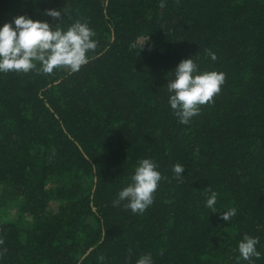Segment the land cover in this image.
Instances as JSON below:
<instances>
[{
    "label": "trees",
    "instance_id": "obj_1",
    "mask_svg": "<svg viewBox=\"0 0 264 264\" xmlns=\"http://www.w3.org/2000/svg\"><path fill=\"white\" fill-rule=\"evenodd\" d=\"M160 2L0 0V28L81 20L98 41L76 73H0V189L14 209L4 222L0 205V264H264V0ZM188 58L226 81L181 124L167 84ZM145 158L165 177L152 205L114 207ZM245 235L259 259L240 257Z\"/></svg>",
    "mask_w": 264,
    "mask_h": 264
},
{
    "label": "clouds",
    "instance_id": "obj_2",
    "mask_svg": "<svg viewBox=\"0 0 264 264\" xmlns=\"http://www.w3.org/2000/svg\"><path fill=\"white\" fill-rule=\"evenodd\" d=\"M165 6L164 0H161L159 7ZM45 14L58 21L62 20L61 10L47 9ZM95 36L96 33L87 21L77 20L64 30L58 23L53 28L47 21L33 20L27 15L17 16L13 22L4 23L0 28V73L26 74L42 71L44 74H52L54 70L64 68L76 73L90 59L95 58L94 55H89L95 53L98 47V41L93 39ZM206 51L212 60H216L214 53ZM174 73V79L167 84L169 93H173L168 102L179 122L188 124L191 118L200 114V106L214 103V97L220 93L221 86L226 81V74L216 71L200 72L192 58L182 60ZM157 169L158 165L153 159L139 160L131 183L119 191L113 206L118 207L122 201H127L124 207L131 209L134 214L145 212L153 203L159 182L165 178ZM184 169L185 166L180 163L173 166V172L181 182ZM207 191L210 196L206 206L212 208L217 203L218 193L211 187ZM235 215L236 209L232 208L223 212L221 218L228 222ZM3 243L4 240L0 238V245ZM258 243V237L245 235L238 245L240 257L245 261H251L252 257L259 259L261 253L256 250ZM3 251L6 252V249ZM98 259L103 261L104 257L100 256ZM136 264H153L151 255L141 256Z\"/></svg>",
    "mask_w": 264,
    "mask_h": 264
},
{
    "label": "rangeland",
    "instance_id": "obj_3",
    "mask_svg": "<svg viewBox=\"0 0 264 264\" xmlns=\"http://www.w3.org/2000/svg\"><path fill=\"white\" fill-rule=\"evenodd\" d=\"M146 42L145 38H140L138 43L140 45ZM0 205H1V217L4 222H8L13 218L14 209L12 208V201L8 197H5L2 188L0 189Z\"/></svg>",
    "mask_w": 264,
    "mask_h": 264
}]
</instances>
